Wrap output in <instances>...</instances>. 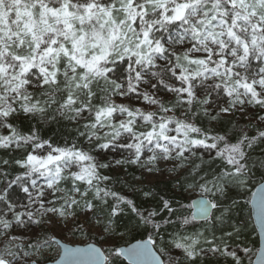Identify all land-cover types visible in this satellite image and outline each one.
Wrapping results in <instances>:
<instances>
[{
  "label": "snow or ice",
  "instance_id": "snow-or-ice-1",
  "mask_svg": "<svg viewBox=\"0 0 264 264\" xmlns=\"http://www.w3.org/2000/svg\"><path fill=\"white\" fill-rule=\"evenodd\" d=\"M0 264H264V0H0Z\"/></svg>",
  "mask_w": 264,
  "mask_h": 264
},
{
  "label": "rangeland",
  "instance_id": "rangeland-1",
  "mask_svg": "<svg viewBox=\"0 0 264 264\" xmlns=\"http://www.w3.org/2000/svg\"><path fill=\"white\" fill-rule=\"evenodd\" d=\"M259 185V182H257L256 186L253 187V191L255 190V188ZM186 196L188 197L187 201L191 200L192 203L194 202V200L198 199V193L196 191H191L189 193H186ZM255 225H254V221H253V217L250 219L249 221V234H248V241L251 243L250 245L253 246V241L256 237H258V234H255ZM66 243L68 244H72V245H87L89 243H98V239H83L80 238L78 236V234L76 236H72L69 235L66 240ZM130 242H132L130 240Z\"/></svg>",
  "mask_w": 264,
  "mask_h": 264
},
{
  "label": "trees",
  "instance_id": "trees-1",
  "mask_svg": "<svg viewBox=\"0 0 264 264\" xmlns=\"http://www.w3.org/2000/svg\"><path fill=\"white\" fill-rule=\"evenodd\" d=\"M186 203H188V204H191L192 203V201L191 200H189V201H185ZM188 212H189V214H191V213H193V208H189L188 210H187ZM255 234H257V231H255ZM140 237L139 236H137L136 237V239H139ZM144 238H146V237H144ZM136 239H130L132 242L133 241H135ZM250 243V242H249ZM251 244V243H250ZM253 246L254 247H259V239H258V237H256L255 239H254V241H253Z\"/></svg>",
  "mask_w": 264,
  "mask_h": 264
},
{
  "label": "water",
  "instance_id": "water-1",
  "mask_svg": "<svg viewBox=\"0 0 264 264\" xmlns=\"http://www.w3.org/2000/svg\"><path fill=\"white\" fill-rule=\"evenodd\" d=\"M257 187H259V185L257 186ZM255 191V190H254ZM197 200V199H196ZM195 201V200H194ZM196 210H195V208H193V212H195ZM253 221H254V225H255V229H256V231H257V234H258V239H259V246H260V238H259V228H258V226H257V222H256V220H255V217L253 216ZM136 242V240L135 241H133V242H131V243H135ZM69 246H71V247H77V246H80V247H83V246H86V245H72V244H69ZM124 246H127V245H124Z\"/></svg>",
  "mask_w": 264,
  "mask_h": 264
}]
</instances>
